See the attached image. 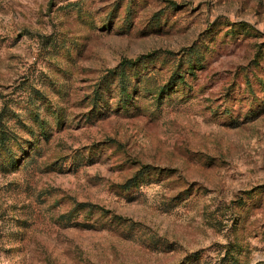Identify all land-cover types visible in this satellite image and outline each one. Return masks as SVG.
Returning <instances> with one entry per match:
<instances>
[{"label": "rangeland", "instance_id": "374dc122", "mask_svg": "<svg viewBox=\"0 0 264 264\" xmlns=\"http://www.w3.org/2000/svg\"><path fill=\"white\" fill-rule=\"evenodd\" d=\"M0 130V264H264V0H0Z\"/></svg>", "mask_w": 264, "mask_h": 264}, {"label": "trees", "instance_id": "16d2710c", "mask_svg": "<svg viewBox=\"0 0 264 264\" xmlns=\"http://www.w3.org/2000/svg\"><path fill=\"white\" fill-rule=\"evenodd\" d=\"M140 60H139V58L136 60V61H134V62H127V61H123L121 64H120V67H119V69L117 70V72L116 73H119V74H117V76H119V78L120 79H123V77H122V75H123V73H124V71H125V68L129 65V64H131V63H137V62H139ZM119 71V72H118ZM179 78L181 77V76H178ZM120 91L121 92H124L125 91V88L124 87H121L120 88ZM42 130H43V128H42ZM6 141H7V138H6V136H5V133L2 131V130H0V147H1V154H2V152L4 153V154H8L9 153V157L10 158H12V152H9L7 149V144H6ZM3 150V151H2ZM8 151V152H7ZM6 154V155H7ZM2 156V155H1ZM9 164H14V161H13V159L11 160V162H9Z\"/></svg>", "mask_w": 264, "mask_h": 264}]
</instances>
